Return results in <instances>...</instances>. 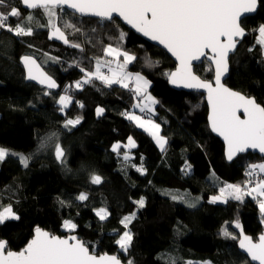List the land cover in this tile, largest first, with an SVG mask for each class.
Returning <instances> with one entry per match:
<instances>
[{
    "label": "trees",
    "instance_id": "16d2710c",
    "mask_svg": "<svg viewBox=\"0 0 264 264\" xmlns=\"http://www.w3.org/2000/svg\"><path fill=\"white\" fill-rule=\"evenodd\" d=\"M10 3L22 14L21 18H10L15 26L30 11L21 0ZM65 13L64 19L82 29L74 34L69 30L68 36L83 50L49 39L48 28L34 27V34L24 37L0 29V147L30 156L27 167L12 155L0 162V203L12 204L20 217L0 224V238L9 242L10 249L22 250L35 228L40 227L61 236L76 232L91 251L118 254L134 264H169L170 258L176 264L198 260L254 264L240 251L238 240L225 238L220 232L229 222L228 230L239 236L233 223L238 220L244 232L256 239L264 229L258 200L245 196L243 201L229 198L225 204L211 203L210 197L217 195L226 182L243 186L249 179V166L263 158L247 153L227 161L224 143L208 126L205 94L176 90L168 84L169 72L176 63L158 45L149 43L118 19L113 24L73 15L68 10ZM40 20L43 18L34 20L33 25L41 24ZM242 24L248 34L231 55V75L226 83L255 96L264 106V48L258 43V31H254L264 24V0L257 13ZM120 32L125 33L123 40L119 39ZM108 44L135 54L137 60L129 69L150 81V93L158 101L152 116L168 138L165 152L148 132L121 114L131 111L136 101L129 89L118 85L107 88L100 81L82 89L73 87L67 90L72 104L60 111L59 96L82 78L81 68L94 69L93 58L104 57ZM46 53L58 57L60 63L49 60ZM25 55L38 58L59 87L46 89L27 80L20 59ZM149 58L154 66L146 65ZM75 61L81 62L79 67ZM195 72L206 80L214 77L213 66L207 61L198 64ZM97 107L105 109L99 117ZM77 116L83 117L81 123L66 129V120ZM129 136L136 147H121V155H133L125 162L112 151V145L127 144ZM57 144L65 150L64 163L56 158ZM185 163L191 165L187 175L182 171ZM133 164L142 165L146 172L141 174ZM92 174L101 175L103 183L92 184ZM81 192L88 194V200L76 199ZM166 192L186 194L188 203L174 201ZM195 196L200 201L193 199ZM141 197L145 199L143 208L134 203ZM189 203L197 205L189 207ZM99 208L111 213L107 219H99L95 211ZM132 213L135 219L127 230L134 239L129 252L122 253L115 241L126 230L120 221ZM66 220L77 227L65 229Z\"/></svg>",
    "mask_w": 264,
    "mask_h": 264
},
{
    "label": "snow or ice",
    "instance_id": "6c2138e0",
    "mask_svg": "<svg viewBox=\"0 0 264 264\" xmlns=\"http://www.w3.org/2000/svg\"><path fill=\"white\" fill-rule=\"evenodd\" d=\"M21 3L33 11L19 19V22L13 26L9 20L10 18H21L20 9L12 6L10 0H0V8L4 9L0 10V29L7 30L17 37H24L33 35L34 27L48 28L50 30L49 39L60 40L66 45L81 50H83L82 45L70 41L68 32L71 30L73 34L80 33L82 29L71 20L64 19L65 8L71 9L73 15L94 16L99 18V21L113 24H115L116 17H122L143 35L164 45L179 60L180 67L169 74L172 84L207 90L208 101L211 104L210 127L212 131L223 136L227 142L229 160L237 153L248 149H258L264 153V106L258 104L255 98L233 91L221 83L222 77L228 72V54L235 50L246 34V29L242 26V18L246 14L255 13L261 0H21ZM37 10L43 17H46L44 24L37 22L33 25ZM61 21H63L62 26ZM254 31H258V43L264 46V24ZM124 36L125 33H119L120 40H123ZM205 50L213 53L214 82L202 80L192 71V61L204 56ZM103 56L104 59L93 58L94 70L81 68L82 78L75 81L73 85H68L66 94L59 96L57 102L60 105V111L64 112L72 104L73 98L67 94V90L73 87L82 89L85 85L100 81L107 88L118 85L129 89L136 98L132 108L141 113L147 112L148 118L137 115L135 111L126 110L121 114L148 132L154 138L160 151L165 152L168 138L161 135V124L152 119L154 105L158 101L148 93L150 81L139 72L128 71V66L136 61L137 57L127 51H121L119 47H113L112 44L105 46ZM109 56L114 59L108 60ZM120 57H123L122 63ZM21 59L27 68L28 79L38 81L39 84L46 85L48 89L59 87L56 80L44 72L32 56L25 55ZM48 59L60 63L58 57L49 56ZM74 63L79 67L81 62L75 61ZM146 65L154 66V62L149 58L146 60ZM102 68L107 69V73L102 71ZM130 83L134 84L133 88H129ZM80 107H83V104H80ZM241 111L245 117L243 119L238 114ZM104 112L103 107L96 108L98 117ZM82 119V116L67 119L64 127L70 130L79 125ZM121 147L134 148L136 144L129 136L127 144L121 145L117 142L112 145V151L120 155ZM10 155L17 156L24 167L28 166L29 157L0 147V162ZM55 155L57 160L64 163L65 150L59 144L56 145ZM123 160L125 162L131 160L127 152L123 154ZM132 167L137 166L133 164ZM137 171L144 174L146 169L141 165ZM182 171L187 175L191 172V165L185 163ZM257 171L264 173V163L250 165L247 176L252 178ZM90 180L92 184L103 183V177L99 174H92ZM252 183V179L245 181L243 186L225 183L219 188L218 195L210 197V202L227 204L229 198L243 201L245 196H253L258 200L260 212L264 214V199H261L264 198V180L257 181L255 187H250ZM166 195L174 201L188 203L186 194L177 195L166 192ZM76 199L86 201L88 194L81 192ZM61 203L66 202L61 201ZM134 203L143 208L145 199L141 197ZM188 206L195 207L196 204L190 203ZM95 211L100 220L107 219L111 214L107 208H99ZM19 218L12 204L5 206L0 203V224L9 220H19ZM134 219L135 213H132L124 216L120 221L126 230L120 234L115 243L122 253H128L132 246L134 234L127 229ZM233 223L236 228L240 229L239 236L228 230L229 222H225L220 234L225 238L238 240L239 248L250 257L251 261L264 264V234L258 237V242H254L253 237L243 233V226L238 220ZM63 227L71 231L77 225L71 220H66ZM0 264H123V262L118 255L108 253L97 255L75 235L62 238L36 227L33 238L20 251H12L9 248V242L0 239ZM126 264H134V262L128 259ZM169 264H176V260L170 258ZM186 264H212V262L187 261Z\"/></svg>",
    "mask_w": 264,
    "mask_h": 264
},
{
    "label": "water",
    "instance_id": "95a60500",
    "mask_svg": "<svg viewBox=\"0 0 264 264\" xmlns=\"http://www.w3.org/2000/svg\"><path fill=\"white\" fill-rule=\"evenodd\" d=\"M21 5H23L22 3H21ZM23 7L26 9V10H28V11H33V10H30V9H27L24 5H23ZM259 8H260V5L258 6V9H257V11L259 10ZM65 10H68V11H70L71 13H72V10L71 9H67V8H65ZM257 11L255 12V13H250V14H246V16L245 17H243L242 18V23H243V20L245 19V18H247V17H250V15H254V14H256L257 13ZM76 15H79V14H76ZM79 16H81V15H79ZM81 17H84V18H88V17H91V18H96V19H99V18H97V17H94V16H88V15H84V16H81ZM116 19H118L119 21H121V22H123V24L124 25H126L129 29H131V30H133L134 32H136L138 35H140L142 38H144L145 40H147L149 43H151V44H155V45H158L160 48H162L164 51H166L170 56H171V58L173 59V61H174V63H176V67L172 70V71H170L169 72V74L170 73H172V72H175L179 67H180V62H179V60L164 46V45H162V44H160L158 41H154V40H152V39H150L149 37H147V36H145V35H143V33H141V32H139V31H137L135 28H133L130 24H128L126 21H124L123 20V18L122 17H116ZM242 26H243V24H242ZM244 27V26H243ZM246 29V28H245ZM248 34V30L246 29V34H245V36ZM244 36V37H245ZM243 37V38H244ZM241 39L240 40V42L237 44V46H236V48H235V50L234 51H232V52H230L229 54H228V72L222 77V79H221V83L222 84H224L226 87H228V88H230V89H232L233 91H238V90H236V89H234L233 87L231 88L227 83H226V81H227V79L230 77V75H231V72H230V70H231V61H230V58H231V55H233V54H235L236 52H237V48L239 47V45H241V42L244 40V39ZM31 56V55H30ZM212 56H213V53L210 51V50H205V55L204 56H202L199 60H194V61H192V71H193V73L195 74V75H197V76H199L202 80H206V79H203L200 75H198L196 72H195V68H196V66L198 65V64H201V63H203V61H207V62H210L211 64H212V66H213V72H214V68H215V65H214V62L212 61ZM33 57V56H32ZM35 60H36V62H37V64L40 66V68L44 71V72H46L48 75H50L47 71H46V69H44L43 68V66H42V64L40 63V61H39V59L38 58H36V57H33ZM21 59V58H20ZM21 62H22V59H21ZM22 65H23V67H24V70H26V78H27V76H28V72H27V68L25 67V65H24V63L22 62ZM51 76V75H50ZM54 79V78H53ZM214 79H215V72H214V77L212 78V79H210V80H206V81H212V82H214ZM27 80H29V81H32V82H34V83H38L39 84V82L38 81H35V80H30V79H28L27 78ZM57 82V81H56ZM58 84V83H57ZM168 84L169 85H171L174 89H176V90H184V91H194V92H202L203 94H205V100H206V105H208V114H207V116H208V126L210 127V119H209V117H210V115H211V104L209 103V101H208V92H207V90L206 89H191V88H187V87H184V86H182V85H174V84H172L171 83V79H170V76H168ZM39 85H41V84H39ZM42 87H44V88H46V89H48L47 88V86L46 85H41ZM215 86V85H214ZM54 89H56V88H54ZM238 92H240V91H238ZM241 94H243V95H245V96H248V97H251V98H255V100H256V97L254 96V97H252V96H250V95H248V94H246V93H242V92H240ZM256 102H257V100H256ZM258 103V102H257ZM258 104H260V103H258ZM261 105V104H260ZM239 115H240V117H241V119H243V118H245L244 117V114H243V112L241 111L240 113H238ZM210 130H211V132L216 136V137H219L220 139H221V141L224 143V148H225V158L227 159V161L228 162H233V161H235V159L238 157V156H240V155H245V154H247V153H251V154H254V155H258L259 157H263L264 158V153H261L258 149H248L247 151H244V152H239V153H237L236 155H234L233 156V158L231 159V160H229L228 158H227V142L224 140V138H223V136H221L219 133H217V132H214V131H212V129H211V127H210ZM43 230H45V229H43ZM45 231H47V230H45ZM238 231V234H240V229H238L237 230ZM48 232H50V231H48ZM50 233H52V232H50ZM243 233L245 234V235H248L247 233H245L244 232V230H243ZM53 234V233H52ZM261 234H264V229L260 232V235ZM54 235H58V236H60V237H62V238H64V237H67V236H69V235H75L76 237H78L80 240H82L78 235H77V233L75 232V233H69V234H66L65 236H61V235H59V234H57V233H54ZM259 235V236H260ZM33 236H34V234H33ZM33 236H32V238H33ZM249 236H251V237H253L252 235H250L249 234ZM258 236V237H259ZM258 237L255 239L254 237H253V240H254V242H258ZM31 238V239H32ZM1 239V238H0ZM30 239V240H31ZM29 240V241H30ZM28 241V242H29ZM82 241H84V240H82ZM27 242V243H28ZM237 244H238V242H237ZM27 245V244H26ZM25 245V246H26ZM24 246V247H25ZM88 246V245H87ZM23 247V248H24ZM22 248V249H23ZM90 249V248H89ZM240 249V248H239ZM12 251H20V250H14V249H11ZM91 251V250H90ZM240 251L241 252H243V250H241L240 249ZM96 253V252H95ZM245 255H247L245 252H243ZM97 254V253H96ZM104 254V253H103ZM110 255H118V254H113V253H109ZM97 255H101V254H97ZM119 256V255H118ZM247 257L249 258V260H250V257L247 255ZM119 258L121 259V261L123 262V264H126V261L125 260H123L120 256H119ZM251 261V260H250ZM252 263H254V264H258V262H256V261H251Z\"/></svg>",
    "mask_w": 264,
    "mask_h": 264
},
{
    "label": "rangeland",
    "instance_id": "374dc122",
    "mask_svg": "<svg viewBox=\"0 0 264 264\" xmlns=\"http://www.w3.org/2000/svg\"><path fill=\"white\" fill-rule=\"evenodd\" d=\"M0 10H2L1 8H0ZM25 16H27V15H25ZM24 16V17H25ZM40 17H42L43 18V20H40L41 21V24H44L45 23V20H46V17H43L41 14H40V11L39 10H37V11H35V20L36 19H38V18H40ZM2 30V29H1ZM50 31V30H49ZM257 38H258V40H259V33H258V36H257ZM263 48H264V46H263ZM121 49V51H126V50H124L123 48H120ZM127 52H129V51H127ZM130 54H132L131 52H129ZM44 55H49V54H44ZM133 55H135V54H133ZM50 56V55H49ZM42 60H43V57H40ZM105 57H101V59H104ZM107 59L108 60H113L114 58L113 57H107ZM122 59V57H120V60ZM44 61V60H43ZM94 70V69H93ZM107 69H103L102 68V71H104L105 73H107V71H106ZM129 71L130 72H132L130 69H129ZM144 77H146L145 75H143ZM147 78V77H146ZM148 79V78H147ZM150 86V85H149ZM149 92H150V88H149ZM148 92V93H149ZM150 94V93H149ZM152 95V94H151ZM155 100H157V99H155ZM136 102V101H135ZM155 106H156V104H155ZM154 109H155V107H154ZM131 111H135L136 112V114L137 115H141L140 113H139V111L138 110H135V109H133L132 108V110ZM148 118V116H146V118L145 119H147ZM152 119H154L155 120V122L156 123H160L156 118H154L153 116H152ZM161 124V123H160ZM141 129V128H140ZM142 130H144V129H142ZM145 131V130H144ZM146 132V131H145ZM161 135H163L162 134V129H161ZM151 136V135H150ZM164 136V135H163ZM152 137V136H151ZM152 139L154 140V138L152 137ZM155 141V140H154ZM119 143H121V142H119ZM135 144H136V141H135ZM122 145H124V144H122ZM158 146V145H157ZM7 149H9V148H7ZM11 152H15V153H18V154H23L24 155V152H21V151H14V150H11V149H9ZM129 155H130V157H131V159L133 158V155L131 154V153H128ZM29 156V155H28ZM15 157H17V156H15ZM30 157V156H29ZM119 157L121 158V160L122 161H124L123 160V154L121 155H119ZM131 161V160H130ZM129 162V161H128ZM258 164L259 163H264V158L263 159H261L260 161H258L257 162ZM141 166V165H140ZM138 167H139V165H138ZM138 167H136V168H138ZM226 183H228V182H226ZM228 184H231V183H228ZM250 187H255V185H251ZM218 195V194H217ZM187 196V195H186ZM188 197V196H187ZM195 197H197V198H194L193 197V199H195V200H199V197L198 196H195ZM253 197V196H252ZM193 199H192V201H193ZM261 199H264V198H261ZM200 201V200H199ZM199 201H198V203L197 204H199ZM190 204V203H189ZM196 204V205H197ZM130 230V229H129ZM202 260H198V261H193V262H201Z\"/></svg>",
    "mask_w": 264,
    "mask_h": 264
},
{
    "label": "built area",
    "instance_id": "2783aa9c",
    "mask_svg": "<svg viewBox=\"0 0 264 264\" xmlns=\"http://www.w3.org/2000/svg\"><path fill=\"white\" fill-rule=\"evenodd\" d=\"M9 23H10V20H9ZM133 87H134V84L130 83L129 88H133ZM147 114H148L147 112L141 113V115L144 116V118H146ZM249 179H252L253 184H255L257 181H261L262 179H264V173L257 171V174Z\"/></svg>",
    "mask_w": 264,
    "mask_h": 264
},
{
    "label": "crops",
    "instance_id": "0c3cea01",
    "mask_svg": "<svg viewBox=\"0 0 264 264\" xmlns=\"http://www.w3.org/2000/svg\"><path fill=\"white\" fill-rule=\"evenodd\" d=\"M114 47V46H113ZM120 62L122 63L123 62V57H122V59L120 60ZM115 65H113V67H114ZM128 71H129V66H128ZM133 73H136V72H134L133 71ZM146 78V77H145ZM147 79V78H146ZM148 80V79H147ZM149 81V80H148ZM149 88H150V86H149ZM149 88H148V92H149ZM150 93V92H149ZM150 95H151V93H150ZM152 96V95H151ZM153 97V96H152ZM154 98V97H153ZM157 101V100H156ZM155 106V105H154ZM258 164V163H257ZM260 164V163H259Z\"/></svg>",
    "mask_w": 264,
    "mask_h": 264
},
{
    "label": "bare ground",
    "instance_id": "6f19581e",
    "mask_svg": "<svg viewBox=\"0 0 264 264\" xmlns=\"http://www.w3.org/2000/svg\"><path fill=\"white\" fill-rule=\"evenodd\" d=\"M263 158V157H262Z\"/></svg>",
    "mask_w": 264,
    "mask_h": 264
}]
</instances>
